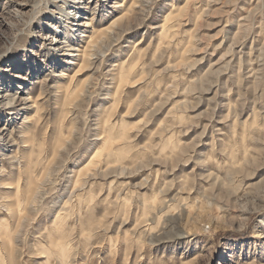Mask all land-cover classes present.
Returning a JSON list of instances; mask_svg holds the SVG:
<instances>
[{"label": "rangeland", "instance_id": "1", "mask_svg": "<svg viewBox=\"0 0 264 264\" xmlns=\"http://www.w3.org/2000/svg\"><path fill=\"white\" fill-rule=\"evenodd\" d=\"M71 1L0 0V264H264V0Z\"/></svg>", "mask_w": 264, "mask_h": 264}, {"label": "bare ground", "instance_id": "2", "mask_svg": "<svg viewBox=\"0 0 264 264\" xmlns=\"http://www.w3.org/2000/svg\"><path fill=\"white\" fill-rule=\"evenodd\" d=\"M63 2L64 3H70V2H73V1H71V0H63ZM58 6V5H57ZM59 8H61V9H63L64 7H60L59 6ZM76 8V7H75ZM60 10V9H59ZM69 14V13H68ZM115 22V24H116V27H118V29H122V28H124L125 26H126V24H127V22H128V17L126 16V15H121V16H119V17H117V19L114 21ZM121 31V30H120ZM91 37V36H90ZM94 37V36H93ZM94 39V38H93ZM92 39V40H93ZM106 39V38H105ZM54 40V39H53ZM100 40V39H99ZM64 42V41H63ZM92 42H94V41H92ZM69 46V45H68ZM71 46V45H70ZM71 55V54H70ZM81 55L83 56V57H86V52H84L83 51V53H81ZM83 59V58H82ZM81 60V59H80ZM127 65V64H126ZM129 65V64H128ZM128 70V69H127ZM130 70H131V67H130ZM127 73V72H126ZM129 74V73H128ZM121 76V75H120ZM130 77V76H129ZM144 78V77H143ZM141 79V78H140ZM123 80V79H122ZM128 80V79H127ZM142 80V79H141ZM145 90V89H144ZM4 98H5V106L6 107H11V106H13L14 107V105H16V103H15V98H14V96H13V94H11V93H8V92H6V93H4ZM34 103V102H33ZM33 105V104H32ZM13 110V109H12ZM113 131V130H112ZM110 143V142H109ZM205 175V174H204ZM209 176H208V178L210 177V174H208ZM18 207H19V210H20V204H18ZM57 211V210H56ZM10 225L8 224V223H5V222H1L0 223V241L2 242V241H4L5 239L6 240H8V241H10ZM53 232V231H52ZM12 234V233H11ZM57 238V237H56ZM55 240V239H54ZM54 240H50L49 242H50V244H49V247H48V250L47 251H45V253H49L48 255H50V256H52V257H50L49 256V258H46L47 259V261L48 262H50L52 259H54V257H56V258H59V260H60V264H65V262L64 261H66V260H64L61 256H62V253H60L59 252V249H57V244H56V242L54 241ZM8 244V243H7ZM61 246V245H60ZM0 247H1V244H0ZM2 248H4L3 247V245H2ZM68 249V248H67ZM62 250V249H61ZM60 250V251H61ZM63 252V251H62ZM64 254V253H63ZM4 258V257H3ZM50 258H52V259H50ZM195 258V257H194ZM64 260V261H63ZM5 264H7L6 262H5ZM54 264V263H53Z\"/></svg>", "mask_w": 264, "mask_h": 264}]
</instances>
